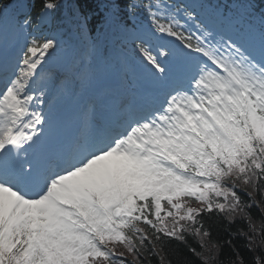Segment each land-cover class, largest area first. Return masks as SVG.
Instances as JSON below:
<instances>
[{
	"label": "snow or ice",
	"instance_id": "obj_1",
	"mask_svg": "<svg viewBox=\"0 0 264 264\" xmlns=\"http://www.w3.org/2000/svg\"><path fill=\"white\" fill-rule=\"evenodd\" d=\"M61 7L0 0V264H264V0Z\"/></svg>",
	"mask_w": 264,
	"mask_h": 264
},
{
	"label": "trees",
	"instance_id": "obj_2",
	"mask_svg": "<svg viewBox=\"0 0 264 264\" xmlns=\"http://www.w3.org/2000/svg\"><path fill=\"white\" fill-rule=\"evenodd\" d=\"M57 0H53L55 2ZM43 0H35L36 9H39V7L42 5ZM247 200V198H244ZM244 227V225L237 222V225H234L232 230L235 231L236 227ZM245 230H247L245 228ZM213 239H216L217 241H222L225 239H228V233L224 231L223 228V222L220 223H214L213 227L210 229ZM236 243V241H234ZM239 243H243V241H239ZM168 248L169 251L173 253L172 259L173 264H177V260L181 262V264H203V260L200 256L196 255L192 251H190V248H195L196 252H200L201 248L199 246V241L196 237L189 235L187 237V243H183L176 240H169L168 241ZM227 249H222L219 259L226 260V253ZM151 264H160V261L156 257H152Z\"/></svg>",
	"mask_w": 264,
	"mask_h": 264
},
{
	"label": "rangeland",
	"instance_id": "obj_3",
	"mask_svg": "<svg viewBox=\"0 0 264 264\" xmlns=\"http://www.w3.org/2000/svg\"><path fill=\"white\" fill-rule=\"evenodd\" d=\"M53 30L55 31V29L53 28ZM40 31H42V30H40ZM44 32H45V30L44 31H42V33L44 34ZM39 34V33H38ZM192 206L193 207H196V206H198L195 202H193V204H192Z\"/></svg>",
	"mask_w": 264,
	"mask_h": 264
}]
</instances>
